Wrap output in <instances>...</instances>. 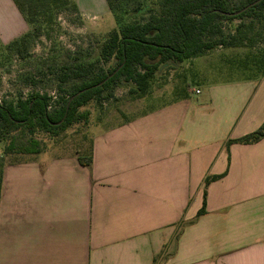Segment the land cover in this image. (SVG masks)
Masks as SVG:
<instances>
[{
  "label": "crops",
  "instance_id": "obj_1",
  "mask_svg": "<svg viewBox=\"0 0 264 264\" xmlns=\"http://www.w3.org/2000/svg\"><path fill=\"white\" fill-rule=\"evenodd\" d=\"M28 30L0 0V43ZM263 122L264 74L94 126L90 167L75 153L6 163L0 264H264V139L226 148ZM223 173L196 218L204 178Z\"/></svg>",
  "mask_w": 264,
  "mask_h": 264
},
{
  "label": "trees",
  "instance_id": "obj_2",
  "mask_svg": "<svg viewBox=\"0 0 264 264\" xmlns=\"http://www.w3.org/2000/svg\"><path fill=\"white\" fill-rule=\"evenodd\" d=\"M29 30L3 45L19 59L33 58L31 47L41 37H49L58 28L61 13L79 15L73 0H12ZM116 27L99 44L97 55L75 57L72 53L56 67L42 68L24 82L33 87L52 76L57 93L32 90L25 98L0 100V197L5 155L41 153L38 134L56 138L69 127L88 122L82 107L109 100L122 82L128 94L142 98L150 93L153 81L163 66L182 64L203 57L217 48H254L264 41V0H105ZM238 21L237 24H233ZM229 29V30H228ZM264 54V51L262 52ZM259 69L264 55H251ZM244 61V59H243ZM244 63H247L244 61ZM261 74L263 69H259ZM39 79H36L38 78ZM184 96V95H183ZM264 139V122L255 131L228 140L231 144L252 145ZM80 165L92 163L90 144L77 150ZM16 163V162H15ZM221 175L203 180V202L196 218L205 213L207 186ZM157 262V257L153 263Z\"/></svg>",
  "mask_w": 264,
  "mask_h": 264
},
{
  "label": "rangeland",
  "instance_id": "obj_3",
  "mask_svg": "<svg viewBox=\"0 0 264 264\" xmlns=\"http://www.w3.org/2000/svg\"><path fill=\"white\" fill-rule=\"evenodd\" d=\"M79 15L61 13L57 19L58 28L49 37H41L31 47L33 58L19 59L4 50L0 44V100L25 98L32 90L56 95L57 86L52 76L33 87L24 82L28 75H37L42 68L56 67L66 57L75 53V57L97 55V48L107 34L116 27L112 14L107 10L105 0H73ZM236 3L238 0H229ZM234 21L233 24H237ZM229 30V29H228ZM264 41L254 48L223 49L217 48L203 57L186 61L182 64L163 66L153 81L150 93L142 98H133L128 94L129 85L122 82L114 90L109 100L100 104L90 102L80 109L88 112V122L80 121L69 127L56 138L47 134H38L41 145L39 156H62L74 154L77 150H86L90 143V130L97 125L115 126L136 118L146 112L167 106L182 95L195 100L206 97L211 85H217L242 79L257 80L264 63L259 69L251 62V55H264ZM247 63H244V61ZM38 77V76H37ZM36 79H39L36 78ZM196 87H201L202 94L194 95ZM191 90V91H190ZM193 90V91H192ZM3 147L0 144V158ZM31 154H9L3 158L5 163L23 162L35 157Z\"/></svg>",
  "mask_w": 264,
  "mask_h": 264
},
{
  "label": "built area",
  "instance_id": "obj_4",
  "mask_svg": "<svg viewBox=\"0 0 264 264\" xmlns=\"http://www.w3.org/2000/svg\"><path fill=\"white\" fill-rule=\"evenodd\" d=\"M195 92H196V93H199V91H198V90H196Z\"/></svg>",
  "mask_w": 264,
  "mask_h": 264
}]
</instances>
